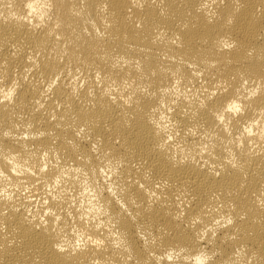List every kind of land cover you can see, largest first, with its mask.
Masks as SVG:
<instances>
[{
    "label": "clouds",
    "instance_id": "clouds-1",
    "mask_svg": "<svg viewBox=\"0 0 264 264\" xmlns=\"http://www.w3.org/2000/svg\"><path fill=\"white\" fill-rule=\"evenodd\" d=\"M190 2L177 18L168 0H124L122 16L112 0H0V23L40 37L22 72L0 62V107L21 121L0 127V264H49L8 259L29 233L46 238L53 264H264V47L233 34L241 0L224 12L228 0ZM201 22L219 30L192 51L185 34ZM42 61L55 67L34 82ZM24 84L43 86L33 112L53 128L23 122ZM112 106L117 126L147 129L148 156L96 131L112 133ZM185 169L211 182L197 190ZM158 209L168 223L153 222Z\"/></svg>",
    "mask_w": 264,
    "mask_h": 264
},
{
    "label": "bare ground",
    "instance_id": "bare-ground-1",
    "mask_svg": "<svg viewBox=\"0 0 264 264\" xmlns=\"http://www.w3.org/2000/svg\"><path fill=\"white\" fill-rule=\"evenodd\" d=\"M244 7L237 14L236 22L233 26V34L245 45H252L256 47H264V16L257 15V8L264 7V0H241ZM168 5L172 11L176 14L177 18H181L187 8L192 7L190 0H168ZM113 8H115L121 16L124 14V0H112ZM231 9V0H228L226 5L221 9L222 12L228 11ZM145 15L147 21L151 23L156 19V15L152 9H145ZM167 25L170 28L175 27V20L167 21ZM125 26L122 25V30ZM129 37L131 39H137L138 36L133 32L131 27L127 28ZM219 30V25L216 26H206L202 22L193 30L185 34V39L188 41V47L195 51L198 47V40L202 35L205 34H215V31ZM40 37L33 36L31 33L26 32L25 30H17L16 28L11 27L10 25H4L0 23V62L7 61L9 64V76L13 68H18L21 72L24 67L30 66L26 64V57L28 54L29 48H35L36 43L39 42ZM16 44L23 48V51L15 58L12 56L13 48L11 45ZM119 44V41H115L109 46H116ZM155 57H153V62H155ZM55 67L51 62L44 63L41 62L40 68L37 71H33L30 76V79L35 78L34 82H38L41 77L46 81L49 74ZM62 67V65H61ZM42 85H38L37 90H34L28 84H24L21 89V98L23 100V105L21 108H17L16 111L23 112L26 119L23 121L27 123L28 120L34 125L33 131L37 129L48 130L53 128V124L49 123V115L41 110L39 112H33V104L31 100L33 97L39 96V90H42ZM63 90L57 92V98L61 101L64 100ZM73 110L78 111L80 108V103L73 99L71 101ZM49 105H52V102H48ZM54 107V106H53ZM119 109L115 106L108 111L102 113L103 116L107 118V121L113 127L112 133L104 131L103 126L98 128L96 131L107 138L110 135L119 134L122 141L127 140L128 145L135 148L138 155L148 156V147H149V136L147 129L144 128L143 124L137 119L133 122L132 127L125 128L121 125L117 126L116 121L120 120V116L117 114ZM10 121L15 123H21V121L16 120V118L11 115L9 111L3 110L0 107V127L7 128L10 127ZM23 131V129H21ZM59 133V130L57 129ZM10 141L5 140L4 144H9ZM29 143H50V141L45 138L42 141H30ZM150 164L155 165L157 171H164V165L162 161H157L155 157H150ZM181 175L184 178L192 181V187L197 190H201L200 186L204 188L208 186V183L211 181L205 182V176L203 173H197L191 169H185L182 171ZM232 182L231 177H223L217 183H230ZM241 195H243L241 193ZM153 222L156 223H168L169 218L164 216V210L158 209L156 213L152 216ZM264 240V233H257V236L254 238V243ZM47 241L46 238L40 233H29L24 236V244L21 249L17 250V256L9 257V260L23 259L19 255L20 252H23L25 255L29 254H40L43 257H46L49 264H53L54 257L52 254L47 252Z\"/></svg>",
    "mask_w": 264,
    "mask_h": 264
}]
</instances>
